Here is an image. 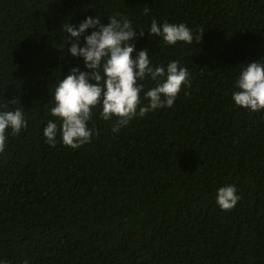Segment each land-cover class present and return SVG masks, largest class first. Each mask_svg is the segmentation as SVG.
Segmentation results:
<instances>
[{"label": "trees", "instance_id": "16d2710c", "mask_svg": "<svg viewBox=\"0 0 264 264\" xmlns=\"http://www.w3.org/2000/svg\"><path fill=\"white\" fill-rule=\"evenodd\" d=\"M117 12L137 33L132 56L146 47L153 66L179 61L190 86L118 132L98 105L89 143L72 149L58 132L50 146L56 87L73 67L90 71L63 24ZM153 19L184 23L193 43L148 35ZM252 60L264 62V0H0V111L27 121L0 153V262L264 264V110L232 100ZM227 185L241 197L231 211L216 203Z\"/></svg>", "mask_w": 264, "mask_h": 264}, {"label": "clouds", "instance_id": "9594fccd", "mask_svg": "<svg viewBox=\"0 0 264 264\" xmlns=\"http://www.w3.org/2000/svg\"><path fill=\"white\" fill-rule=\"evenodd\" d=\"M150 11L146 7L143 14L148 15ZM108 21L105 25L100 17L88 16L78 26L63 24L64 31L75 38L68 51L74 57H82L85 68L90 71L73 67L56 87L55 104L50 108V114L58 118L60 124L58 127L56 122L49 120L43 128L46 143L50 146L56 145L58 132L63 144L72 149L89 143L96 132L94 126L89 127V122L98 105L101 107L100 118L106 121L117 118L112 131L118 132L135 117L172 107L182 87L190 86L189 71L180 66L179 61L172 60L166 67L153 66L146 47L132 56L136 49L130 41L137 33L127 16L117 12L108 17ZM88 29L94 30L84 35ZM199 32L196 42L200 41L204 30ZM82 35L83 46L79 43ZM139 35L143 36L144 31L140 30ZM148 35L162 37L167 45L193 43L192 29L184 23L165 21L158 24L153 19ZM146 77L154 82V86L144 91L145 85L140 81ZM235 86L237 90L232 93V100L236 106L251 112L264 110V62L250 61L241 69ZM15 103V99L7 100L4 107ZM25 128L27 121L22 109L0 111V153L5 150L8 130L15 137ZM240 199L234 185L217 189L216 203L222 210L231 211Z\"/></svg>", "mask_w": 264, "mask_h": 264}]
</instances>
